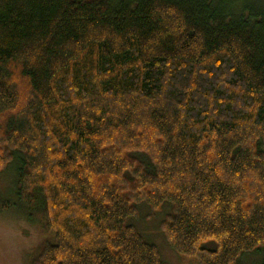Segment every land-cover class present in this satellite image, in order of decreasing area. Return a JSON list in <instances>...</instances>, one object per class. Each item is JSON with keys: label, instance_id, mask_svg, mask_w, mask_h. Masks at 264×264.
<instances>
[{"label": "trees", "instance_id": "trees-1", "mask_svg": "<svg viewBox=\"0 0 264 264\" xmlns=\"http://www.w3.org/2000/svg\"><path fill=\"white\" fill-rule=\"evenodd\" d=\"M10 166L30 264H166L142 204L197 264L264 251V0H0Z\"/></svg>", "mask_w": 264, "mask_h": 264}, {"label": "rangeland", "instance_id": "rangeland-1", "mask_svg": "<svg viewBox=\"0 0 264 264\" xmlns=\"http://www.w3.org/2000/svg\"><path fill=\"white\" fill-rule=\"evenodd\" d=\"M138 158L150 165L145 156L139 155ZM15 175V169L11 166L0 174V203L4 200V204L5 202L16 204V196L14 198L13 193ZM139 210V218L131 219L129 223L138 229L147 242L157 246L166 264H197L196 261L184 258L173 251L160 230L161 222L171 212L173 213L172 205L165 204L162 210L155 212L146 204H142ZM48 237V232L39 224L32 225L14 211H0V264H30L35 251L49 240ZM208 246L212 247V244ZM240 262L263 264L264 251L244 254Z\"/></svg>", "mask_w": 264, "mask_h": 264}]
</instances>
